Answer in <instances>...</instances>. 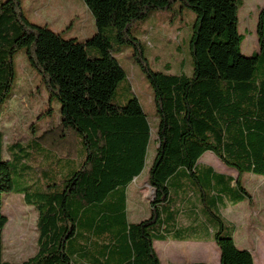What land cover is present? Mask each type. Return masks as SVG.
<instances>
[{
    "label": "trees",
    "instance_id": "trees-1",
    "mask_svg": "<svg viewBox=\"0 0 264 264\" xmlns=\"http://www.w3.org/2000/svg\"><path fill=\"white\" fill-rule=\"evenodd\" d=\"M83 1L97 32L79 41L31 23L21 0H0V114L12 96L21 49L61 104L57 126L25 148L7 149L10 156L24 152L14 154L16 162L35 161L26 148L40 157L24 165L31 183L20 190L38 212V251L20 264H161L155 242L209 239L220 249V264H255L252 253L236 245V228L221 212L251 196L240 180L234 186L231 176L199 161L211 152L239 175L264 177V7L258 51L248 57L239 32L241 0ZM177 3L181 12L196 14L191 77L153 70L145 44L133 34L151 12ZM125 46L133 48L154 91L155 132L137 98L114 102L126 78L115 55ZM154 135L148 182L155 198L147 218L130 222L128 188L148 167ZM12 167L0 131V264H19L4 260L3 195L15 190Z\"/></svg>",
    "mask_w": 264,
    "mask_h": 264
},
{
    "label": "rangeland",
    "instance_id": "rangeland-1",
    "mask_svg": "<svg viewBox=\"0 0 264 264\" xmlns=\"http://www.w3.org/2000/svg\"><path fill=\"white\" fill-rule=\"evenodd\" d=\"M241 1L243 6L239 11V32L244 36L242 52L245 56L250 57L258 51L257 26L260 11L264 7V0ZM21 5L26 18L31 23L47 25L52 30L62 33L66 39L73 38L84 41L97 32L94 16L83 0H21ZM195 21V12L188 8L181 12L177 3L172 10L153 11L145 20L137 22L133 34L145 44V54L153 70L168 74H185L190 77L193 75L190 42ZM115 57L124 69L126 78L119 83L114 102L125 105L133 97L137 98L148 116L153 132H155L158 119L153 101L154 91L146 74L133 57V48L125 46ZM14 70L15 83L12 96L0 114V131L4 135V158L12 160V164H16L15 168L12 167L15 190L3 195L4 212L8 218V223L3 231V239L4 260L20 264L28 261L38 251V212L25 203L20 190L26 184L31 183L29 178L31 172L26 171L24 165L36 164L40 157H38V151L34 152L32 149L26 148V151L31 152L32 157L36 158L35 161L31 162L28 158H23L20 162H16L14 154L23 156L24 152L12 150L10 156L7 149L13 145L25 148L33 141L34 136L39 137L50 128L57 126L60 122L61 104L56 98L50 96L42 82L41 74L31 65L25 49L16 53ZM155 139L154 135L147 170L142 179L133 185L129 205L130 222H139L149 216L147 199L151 196L152 191L148 183V173L156 154ZM72 143L74 146L76 145L73 139ZM76 146L78 147V144ZM203 164L218 168L222 170L221 172L229 169L211 152L204 155ZM24 172H27L29 176H24ZM32 174L34 175V173ZM246 177L245 180H247ZM259 178L252 176L250 183L256 182ZM254 194L253 199H255L254 203L257 204L258 210H255L256 207H251L250 210H247L251 214L246 219L242 217L241 211L246 210L247 205L249 207L247 203L237 207L230 206L223 211V214L225 218L236 224L239 248H248L240 243L242 239H248L252 250L259 249L258 259L264 264V248L262 247L264 236L255 235L251 232L250 226L246 227L247 220L252 219L253 225L255 224L254 219L261 218V228L264 230V208L260 206L264 205L263 192L256 191ZM247 228L249 229L247 230ZM169 245H173L176 249L175 255L171 257L177 254L180 257L177 262H186L187 254L191 253L196 257L192 261H206L197 257L203 252L209 251L207 248H215V246L209 245L206 248L199 247L198 244L191 242L157 241L155 249L163 264H175V262H170L173 260H169ZM256 251L255 254H257ZM215 258V262L212 263H217L216 254Z\"/></svg>",
    "mask_w": 264,
    "mask_h": 264
},
{
    "label": "crops",
    "instance_id": "crops-1",
    "mask_svg": "<svg viewBox=\"0 0 264 264\" xmlns=\"http://www.w3.org/2000/svg\"><path fill=\"white\" fill-rule=\"evenodd\" d=\"M204 157V156H203ZM203 157L200 159V161H199V164L200 165H204L203 164ZM219 160V159H218ZM220 161V160H219ZM220 162H222V161H220ZM222 164L224 165V166H226L223 162H222ZM206 166H208V165H206ZM210 167H212V166H210ZM227 167V166H226ZM213 168V167H212ZM227 168H229V167H227ZM217 173H219V174H224V175H228V176H231L233 179H234V182H233V184H234V186H236V184H237V181L238 180H240V182H241V184L243 185V187L246 189V191L249 193V195L251 196V198L250 199H248V200H246V201H244V202H242V203H240V204H238V205H232V204H229V203H227V205L222 209V215H223V217L225 218V216H224V214H223V211L225 210V209H227V208H230V206H232V207H237V206H239V205H241V204H245V203H247V204H249V207H248V205H247V209L246 210H243V211H241V215H242V217L244 218V219H246L247 218V216L249 215V214H251L250 212H248L247 210H250V208L251 207H256V209L255 210H258V206H257V204H255L254 203V200L255 199H253V196L255 195L254 194V192H263V196H264V177H262V176H256V175H252V174H244V175H239V173L237 172V171H235L234 169H231V168H229V169H227V170H224L223 172H221L222 170H220V169H218V168H213ZM147 170V169H146ZM146 172V171H145ZM145 174V173H144ZM144 174L138 179V180H135V182L133 183V184H131L130 186H129V188H128V205H130V201H131V196H132V189H133V185L134 184H137V182L138 181H140L141 179H142V177L144 176ZM247 176V177H246ZM252 176H256V177H260L259 179H257L256 180V182H252V183H250V181L252 180ZM245 177L247 178V180H245ZM263 179V180H262ZM245 180V181H244ZM149 183V182H148ZM151 189V188H150ZM151 191H152V194H151V196L150 197H148V199H147V202L149 203V210H150V203H151V201L150 200H152L153 199V190L151 189ZM263 203H264V198H263ZM261 207H263L264 208V205H260ZM128 211L130 212V209L128 208ZM262 211V210H261ZM240 214V213H239ZM145 219V218H144ZM143 220V219H142ZM225 220L229 223V224H231V225H233L235 228H236V224L234 223V222H232V221H230V220H228L227 218H225ZM252 219H250V221L249 220H247V225H246V227L247 226H250V229L252 230L251 232L252 233H254L255 235H257V234H261V235H263L264 236V230L261 228V218H259V219H254L253 220V222L255 223V224H253L252 225ZM250 222H251V224H250ZM181 223L182 224H187L188 223V221L183 217L182 219H181ZM249 228H247V230H248ZM237 233H236V230H235V233H234V239H235V243H236V245L238 246V240H237ZM247 238V237H246ZM168 242H170V241H168ZM174 242H177V241H174ZM179 243H187V242H179ZM191 243H196V244H198L197 246H199V247H201V246H203V247H205L206 248V246H215V248H211V247H209V248H207L209 251H207L206 253L205 252H203V254L202 255H199L197 258H202V259H205L206 261H192L193 260V258H196L195 257V255L194 254H187V260H186V258H185V260H186V262H177V260H179L180 259V257H179V255L177 254L176 256H174V257H171L172 255H175V252H176V249L174 248V246L173 245H169V247H170V254H169V260H173V261H170V262H175V264H220V261H221V252H220V249H219V247L217 246V244H216V242L213 240V239H209L208 241H206V242H193V241H191ZM240 243L242 244V245H246L248 248H243V249H241V250H247V251H250L251 253H252V255H253V258H254V261H255V264H263V262H261L259 259H258V257H259V249L256 251L255 249V251H256V253L257 254H255V251L254 250H252L253 248H251V246H250V244H249V242H248V239H242L241 241H240ZM155 246V245H154ZM196 246V247H197ZM262 247L264 248V244H262ZM194 248V247H193ZM238 248H239V246H238ZM240 249V248H239ZM188 250V249H187ZM157 252V251H156ZM158 254V253H157ZM215 254L217 255V263H212V262H215ZM211 260V261H210ZM161 264H163V262H162V260H161Z\"/></svg>",
    "mask_w": 264,
    "mask_h": 264
},
{
    "label": "water",
    "instance_id": "water-1",
    "mask_svg": "<svg viewBox=\"0 0 264 264\" xmlns=\"http://www.w3.org/2000/svg\"><path fill=\"white\" fill-rule=\"evenodd\" d=\"M150 188L153 190V199L155 198V190L153 189V187L152 186H150ZM152 199V200H153ZM152 200H150V201H152Z\"/></svg>",
    "mask_w": 264,
    "mask_h": 264
}]
</instances>
